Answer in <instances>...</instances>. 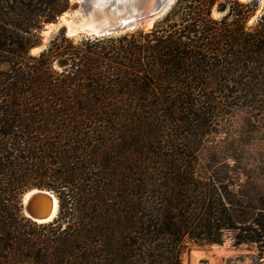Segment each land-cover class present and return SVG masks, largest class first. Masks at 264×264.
<instances>
[{
	"label": "trees",
	"instance_id": "1",
	"mask_svg": "<svg viewBox=\"0 0 264 264\" xmlns=\"http://www.w3.org/2000/svg\"><path fill=\"white\" fill-rule=\"evenodd\" d=\"M70 2L0 0V264H183L228 235L263 259L264 193L197 168L226 99L264 108V15L247 29L248 4L176 0L151 29L62 28L32 54ZM31 188L59 201L38 235L20 209Z\"/></svg>",
	"mask_w": 264,
	"mask_h": 264
},
{
	"label": "rangeland",
	"instance_id": "2",
	"mask_svg": "<svg viewBox=\"0 0 264 264\" xmlns=\"http://www.w3.org/2000/svg\"><path fill=\"white\" fill-rule=\"evenodd\" d=\"M238 1L248 4L249 18L246 27L247 29H253L261 16L264 15V0ZM76 8V0H71L70 8L63 13L64 15L62 14L61 20L67 18L78 21L80 17L74 15ZM227 12L228 8L221 9L216 4L212 9L211 18L220 22ZM165 15L157 22L162 20ZM233 21L236 23L235 17L230 18L227 24L233 23ZM53 23L44 26L41 34L42 45L36 53L32 52V54L36 55L41 49L46 48L50 40L62 29L57 21ZM148 29L151 28L145 30ZM70 38L78 39L81 37ZM242 73L243 75L246 74L244 71ZM238 98L239 95L226 99L228 107H224L222 112L216 113L217 121L212 125V131L207 134L206 142L198 156L197 175L202 180L210 183V186H239L241 189L251 191L253 194L264 193V108L253 106L248 101H240ZM260 99L264 100V96ZM49 191L57 198L55 192ZM23 194L20 198L21 215L33 223L23 213ZM57 215L58 212L54 219ZM53 221L43 224L34 222L36 227L26 225L25 228L29 232L38 235L45 232L42 226ZM183 264H264V258H257L255 247L247 245L234 246L228 235L222 245L191 247L183 255Z\"/></svg>",
	"mask_w": 264,
	"mask_h": 264
},
{
	"label": "water",
	"instance_id": "3",
	"mask_svg": "<svg viewBox=\"0 0 264 264\" xmlns=\"http://www.w3.org/2000/svg\"><path fill=\"white\" fill-rule=\"evenodd\" d=\"M175 2L176 0H76L77 8L74 13L80 19L70 26L61 20L63 15L56 21L59 27L65 28L69 37L120 36L138 29L152 28ZM34 190L46 189L32 188L23 194V213L28 219L33 220V215L29 211L32 207L34 216L46 218L51 212L52 197L48 192H38L25 203V196Z\"/></svg>",
	"mask_w": 264,
	"mask_h": 264
},
{
	"label": "bare ground",
	"instance_id": "4",
	"mask_svg": "<svg viewBox=\"0 0 264 264\" xmlns=\"http://www.w3.org/2000/svg\"><path fill=\"white\" fill-rule=\"evenodd\" d=\"M64 15V14H63ZM75 15V14H74ZM62 17V16H61ZM64 23H66L67 25H71L72 23H74L73 20H70V19H67V18H64L62 20ZM37 50H39V48H35L32 50L33 53H36ZM38 192H44V193H49L52 197V200H53V204H52V208H51V212L50 214L46 217V218H37V216H34V212H33V208L31 207L30 208V213L33 215V222H36L38 224H43V223H48L50 221H52L54 219V217L56 216L57 212H58V199L56 198V196L51 192V191H47V190H34L33 192L31 193H28L26 196H25V203L28 202V200L33 196V194L35 193H38ZM38 203L40 204V201H38ZM33 212V213H32Z\"/></svg>",
	"mask_w": 264,
	"mask_h": 264
}]
</instances>
